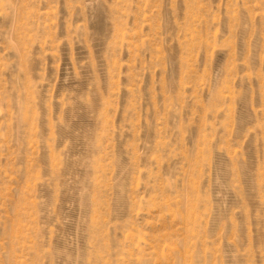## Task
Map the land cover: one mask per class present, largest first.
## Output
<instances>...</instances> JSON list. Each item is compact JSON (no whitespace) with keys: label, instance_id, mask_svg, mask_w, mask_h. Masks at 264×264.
Listing matches in <instances>:
<instances>
[{"label":"rangeland","instance_id":"1","mask_svg":"<svg viewBox=\"0 0 264 264\" xmlns=\"http://www.w3.org/2000/svg\"><path fill=\"white\" fill-rule=\"evenodd\" d=\"M0 264H264V0H0Z\"/></svg>","mask_w":264,"mask_h":264}]
</instances>
